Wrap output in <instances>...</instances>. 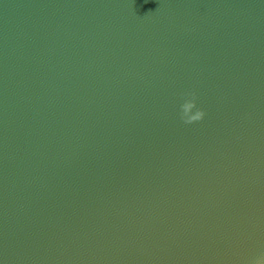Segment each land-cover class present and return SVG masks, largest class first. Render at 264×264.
I'll list each match as a JSON object with an SVG mask.
<instances>
[{
    "label": "water",
    "instance_id": "1",
    "mask_svg": "<svg viewBox=\"0 0 264 264\" xmlns=\"http://www.w3.org/2000/svg\"><path fill=\"white\" fill-rule=\"evenodd\" d=\"M261 250L264 0H0V264Z\"/></svg>",
    "mask_w": 264,
    "mask_h": 264
},
{
    "label": "clouds",
    "instance_id": "2",
    "mask_svg": "<svg viewBox=\"0 0 264 264\" xmlns=\"http://www.w3.org/2000/svg\"><path fill=\"white\" fill-rule=\"evenodd\" d=\"M183 96L190 97L184 105H183V111L179 114L180 119L186 123H191L192 120H202L205 116V110L200 107L196 110L194 116L187 115L188 109L192 107V104L197 99L196 93L194 91H186L183 93ZM247 264H264V250H261L258 254H256L254 257H252Z\"/></svg>",
    "mask_w": 264,
    "mask_h": 264
}]
</instances>
